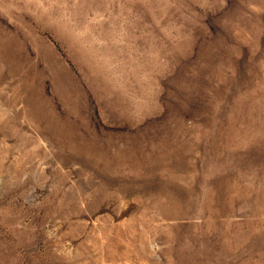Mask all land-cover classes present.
<instances>
[{"label": "rangeland", "instance_id": "1", "mask_svg": "<svg viewBox=\"0 0 264 264\" xmlns=\"http://www.w3.org/2000/svg\"><path fill=\"white\" fill-rule=\"evenodd\" d=\"M0 264H264V0H0Z\"/></svg>", "mask_w": 264, "mask_h": 264}]
</instances>
